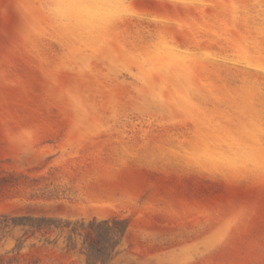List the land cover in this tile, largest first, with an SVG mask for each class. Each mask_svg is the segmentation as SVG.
Here are the masks:
<instances>
[{"label":"rangeland","instance_id":"374dc122","mask_svg":"<svg viewBox=\"0 0 264 264\" xmlns=\"http://www.w3.org/2000/svg\"><path fill=\"white\" fill-rule=\"evenodd\" d=\"M0 264H264V0H0Z\"/></svg>","mask_w":264,"mask_h":264}]
</instances>
